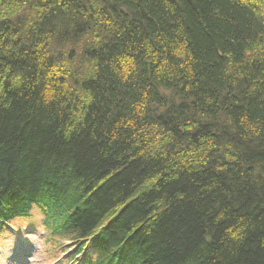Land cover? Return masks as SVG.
<instances>
[{"label": "trees", "instance_id": "trees-1", "mask_svg": "<svg viewBox=\"0 0 264 264\" xmlns=\"http://www.w3.org/2000/svg\"><path fill=\"white\" fill-rule=\"evenodd\" d=\"M34 213L63 264H264V0H0V236Z\"/></svg>", "mask_w": 264, "mask_h": 264}, {"label": "rangeland", "instance_id": "rangeland-1", "mask_svg": "<svg viewBox=\"0 0 264 264\" xmlns=\"http://www.w3.org/2000/svg\"><path fill=\"white\" fill-rule=\"evenodd\" d=\"M40 220L34 213L28 222L15 224L18 228L16 236L4 233L0 236V264H63L58 258L60 253L51 251Z\"/></svg>", "mask_w": 264, "mask_h": 264}]
</instances>
